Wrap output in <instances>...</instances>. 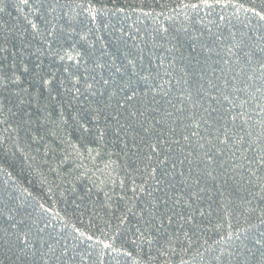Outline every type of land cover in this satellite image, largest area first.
Wrapping results in <instances>:
<instances>
[{"label": "trees", "instance_id": "obj_1", "mask_svg": "<svg viewBox=\"0 0 264 264\" xmlns=\"http://www.w3.org/2000/svg\"><path fill=\"white\" fill-rule=\"evenodd\" d=\"M0 264H264V0H0Z\"/></svg>", "mask_w": 264, "mask_h": 264}]
</instances>
